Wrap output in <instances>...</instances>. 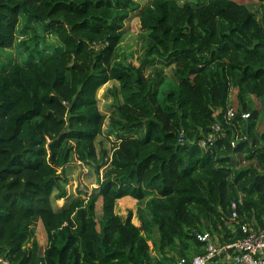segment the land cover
I'll use <instances>...</instances> for the list:
<instances>
[{
  "label": "trees",
  "instance_id": "1",
  "mask_svg": "<svg viewBox=\"0 0 264 264\" xmlns=\"http://www.w3.org/2000/svg\"><path fill=\"white\" fill-rule=\"evenodd\" d=\"M258 1L261 21L235 0H0V48L13 46L24 16L63 49L0 68V256L12 264H177L206 254L199 234L223 246L245 238L242 225L264 231ZM132 16L145 49L138 66L119 52ZM167 69L177 86L161 102ZM112 81L108 116L98 94ZM101 136L110 148L99 149ZM74 163L97 173L92 193L68 192ZM126 197L139 203V226L132 210L116 213ZM38 221L48 238L43 256Z\"/></svg>",
  "mask_w": 264,
  "mask_h": 264
},
{
  "label": "rangeland",
  "instance_id": "2",
  "mask_svg": "<svg viewBox=\"0 0 264 264\" xmlns=\"http://www.w3.org/2000/svg\"><path fill=\"white\" fill-rule=\"evenodd\" d=\"M150 0H134V3H139L141 6L147 5ZM185 1V0H183ZM192 1V0H189ZM241 4H246L252 10L259 21L262 18V5L258 0H235ZM28 27V28H27ZM19 32L17 34L16 40L12 47L10 48H0V68H6L9 64L20 63L27 64L29 62H40L51 54L56 52H63L62 44L58 40L55 33L46 31L44 25L39 22H33L27 24V19L22 16L20 18ZM142 33L140 20L137 16H132V18L126 22L124 29V36L120 44L119 52L122 59H125L128 63L138 66L140 59L144 57V48L142 46V41L140 40V35ZM65 65H70L72 63L71 58H63ZM153 70L147 72L148 75ZM177 86L176 81L173 78V70H166V80L160 88V101L162 102L164 96L167 92L175 90ZM118 89L117 82H110L104 85L98 94L100 99L99 106L100 109L108 114L111 113V107L115 102L113 97V92ZM261 121H264L261 119ZM139 136L143 134V131L138 133ZM117 134H114L116 138ZM101 143L110 148L111 145L106 141L104 136L98 139V147L100 149ZM69 184L67 185L68 192L71 195L77 196L79 191L84 192L82 195L90 194L94 189L98 188V175L95 170L86 164L74 163L68 169ZM103 173V170L101 171ZM64 200L59 201L58 205H63ZM139 208V203L137 200L126 197L117 202L116 213L122 217H126L129 210L133 211L134 219L133 223L137 226L140 225L137 217H135L137 209ZM97 213L100 215L102 213V201L98 202ZM36 235L35 238L41 246L40 254L43 256L44 250L48 245V238L45 229L40 221L35 225ZM212 239V238H211ZM217 244L218 239H213ZM218 241V242H217ZM216 244V245H217ZM152 246V244L150 243ZM220 246V245H218Z\"/></svg>",
  "mask_w": 264,
  "mask_h": 264
},
{
  "label": "built area",
  "instance_id": "3",
  "mask_svg": "<svg viewBox=\"0 0 264 264\" xmlns=\"http://www.w3.org/2000/svg\"><path fill=\"white\" fill-rule=\"evenodd\" d=\"M228 119L234 117V110L229 108L227 112ZM249 117V115H244ZM221 127H215L219 130ZM214 135H210L207 140H202L201 145L207 146L208 142L214 140ZM238 205L233 204V209L237 210ZM238 213L235 211L232 214V221H236ZM241 230L246 234L243 240L229 243L223 246H218L212 242L209 234H199L198 239L207 244L206 254L194 257L192 260L182 258L177 264H207L214 257L221 253L231 254V258L235 264H264V231H255L248 225H242ZM0 264H12L7 258L0 256ZM44 264V263H41Z\"/></svg>",
  "mask_w": 264,
  "mask_h": 264
},
{
  "label": "crops",
  "instance_id": "4",
  "mask_svg": "<svg viewBox=\"0 0 264 264\" xmlns=\"http://www.w3.org/2000/svg\"><path fill=\"white\" fill-rule=\"evenodd\" d=\"M213 243L217 244L215 240L211 239ZM218 242V241H217ZM219 243V242H218ZM219 245V244H217ZM207 264H235L234 261L231 258V254L227 253H221L214 257L211 261H209Z\"/></svg>",
  "mask_w": 264,
  "mask_h": 264
}]
</instances>
